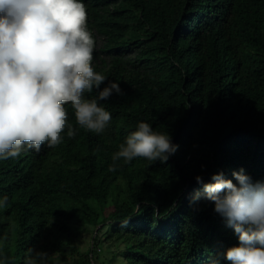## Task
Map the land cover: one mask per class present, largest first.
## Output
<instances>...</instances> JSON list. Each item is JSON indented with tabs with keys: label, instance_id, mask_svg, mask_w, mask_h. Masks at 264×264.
<instances>
[{
	"label": "trees",
	"instance_id": "obj_1",
	"mask_svg": "<svg viewBox=\"0 0 264 264\" xmlns=\"http://www.w3.org/2000/svg\"><path fill=\"white\" fill-rule=\"evenodd\" d=\"M93 67L122 94L100 101L102 134L75 136L0 160V255L25 264H230L238 237L211 201L194 200L223 172L264 182V0H83ZM108 81L101 84L102 90ZM95 91L91 96H95ZM138 122L178 145L167 161H117ZM117 189L124 201L107 200ZM94 227L81 252L73 230ZM102 251V252H101ZM105 253V254H104Z\"/></svg>",
	"mask_w": 264,
	"mask_h": 264
},
{
	"label": "clouds",
	"instance_id": "obj_2",
	"mask_svg": "<svg viewBox=\"0 0 264 264\" xmlns=\"http://www.w3.org/2000/svg\"><path fill=\"white\" fill-rule=\"evenodd\" d=\"M95 40L88 28L83 0H0V160L16 159L25 150L54 148L67 136H75L68 123V106L76 124L102 134L111 113L100 101L122 94L119 83L93 67ZM108 81L102 90L101 84ZM95 91V96L91 94ZM178 145L167 132L138 122L112 155L117 161L137 158L165 162ZM213 174L194 200L211 201L238 237L225 259L230 264H264V182H253L244 170ZM0 197V208L7 204ZM47 252L29 249L25 264H46ZM0 264H7L0 255Z\"/></svg>",
	"mask_w": 264,
	"mask_h": 264
},
{
	"label": "rangeland",
	"instance_id": "obj_3",
	"mask_svg": "<svg viewBox=\"0 0 264 264\" xmlns=\"http://www.w3.org/2000/svg\"><path fill=\"white\" fill-rule=\"evenodd\" d=\"M106 199L114 201L115 203H121L125 200L123 195H119L117 193L116 188L111 190L108 193ZM93 234H94V227H92L88 224H84V223L77 225V228L75 230H73V235H74L75 240L77 242V246L81 252H85L86 249L89 247L91 240H92V237H93Z\"/></svg>",
	"mask_w": 264,
	"mask_h": 264
}]
</instances>
